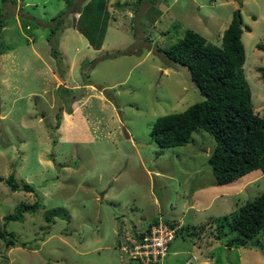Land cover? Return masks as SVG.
<instances>
[{"label":"rangeland","instance_id":"1","mask_svg":"<svg viewBox=\"0 0 264 264\" xmlns=\"http://www.w3.org/2000/svg\"><path fill=\"white\" fill-rule=\"evenodd\" d=\"M88 1L0 0V226L16 235L13 246L0 238V264H143L123 247L151 219H169L176 230L201 223L209 232L264 190L261 169L216 182L207 161L216 140L205 129L163 147L150 133L156 117L205 97L188 67L162 49L186 29L220 45L234 9L251 100L264 115V0H93L99 48L78 21ZM11 172L34 190L11 189ZM37 197L36 211L4 223V214ZM48 210L57 211L53 221ZM161 264H264V234L228 247L184 230Z\"/></svg>","mask_w":264,"mask_h":264},{"label":"trees","instance_id":"2","mask_svg":"<svg viewBox=\"0 0 264 264\" xmlns=\"http://www.w3.org/2000/svg\"><path fill=\"white\" fill-rule=\"evenodd\" d=\"M92 1L89 0L84 5L78 16L83 29L79 28L83 30L89 42L99 48L103 39L94 26L89 24L100 23L97 18H92L95 15ZM98 5L102 12L104 7ZM84 11L90 18H83ZM52 19H55V22L51 24L50 35H54L63 22L60 16ZM83 19L88 20L86 24ZM241 23L239 9H234L230 22L223 30L220 45L208 41L195 30L186 29L182 37L162 49L166 60L188 67L191 79L205 97L189 104L181 111L156 117L151 126V136L162 147L175 146L189 141L192 131L197 127L208 131L216 140L207 161L217 183L233 181L254 169H261L264 172V115H259L254 110L251 89L243 71L245 49L241 39L243 31ZM3 26L0 12V37ZM244 27L250 30L248 24ZM2 43L0 41V45ZM54 43L56 45L53 44V56L60 59L56 37ZM58 71L63 74V71ZM6 182L11 189L34 190V186L27 181L19 186L12 172L6 178ZM40 206L41 201L38 197L32 202L20 203L13 212L3 215L4 223L11 219L22 220L25 212H34ZM56 213V210L46 211L45 220L53 221ZM163 220L170 226L174 225L169 219ZM212 220L206 223L211 225ZM158 221L159 219L155 217L147 222L145 229L140 231L136 238ZM214 224L209 232L203 229L205 225L201 223L181 225L175 236L184 230L194 237L197 235L199 237L204 232L208 240L221 239L228 247L247 244L253 237L258 242L259 233L264 234V190L246 199L236 212L224 216ZM0 238L7 246H13L16 241L15 233L1 226Z\"/></svg>","mask_w":264,"mask_h":264},{"label":"built area","instance_id":"3","mask_svg":"<svg viewBox=\"0 0 264 264\" xmlns=\"http://www.w3.org/2000/svg\"><path fill=\"white\" fill-rule=\"evenodd\" d=\"M161 219L143 232L139 238L133 240L131 246H124L131 257L138 258L143 264H159L168 251V246L173 240L176 227L170 226ZM195 258V255L193 256ZM190 259L186 263H190Z\"/></svg>","mask_w":264,"mask_h":264},{"label":"water","instance_id":"4","mask_svg":"<svg viewBox=\"0 0 264 264\" xmlns=\"http://www.w3.org/2000/svg\"><path fill=\"white\" fill-rule=\"evenodd\" d=\"M156 194H157V198L160 199L161 198V194L159 192H157Z\"/></svg>","mask_w":264,"mask_h":264},{"label":"crops","instance_id":"5","mask_svg":"<svg viewBox=\"0 0 264 264\" xmlns=\"http://www.w3.org/2000/svg\"><path fill=\"white\" fill-rule=\"evenodd\" d=\"M174 221H176V220H174Z\"/></svg>","mask_w":264,"mask_h":264}]
</instances>
